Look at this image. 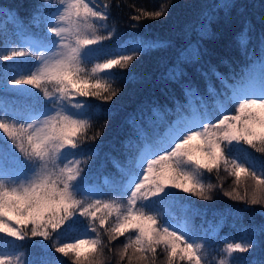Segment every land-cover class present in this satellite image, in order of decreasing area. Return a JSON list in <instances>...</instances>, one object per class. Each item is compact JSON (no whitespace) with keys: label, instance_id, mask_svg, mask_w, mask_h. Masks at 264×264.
I'll list each match as a JSON object with an SVG mask.
<instances>
[{"label":"snow or ice","instance_id":"1","mask_svg":"<svg viewBox=\"0 0 264 264\" xmlns=\"http://www.w3.org/2000/svg\"><path fill=\"white\" fill-rule=\"evenodd\" d=\"M167 15L163 6L142 12L131 17L137 21L132 27H140L142 18ZM15 18L21 31L31 33L30 51L12 49L0 60L27 56L34 64L21 75L0 76V245L32 242L39 254L29 264H103L106 252L114 254L115 264L133 259L155 264L158 250L166 253L167 264L177 259L211 264L207 255L215 240L200 235L194 221L216 211L223 226L240 220L244 233L242 242L225 244L216 264H264V211L260 222L241 216L252 206L264 208V160L246 151L264 155V27L257 43L239 53L247 70L228 75L199 39L185 45L177 38L174 45L138 37L130 52L113 56L104 41L112 40L116 29L107 31L110 13L92 0H59L58 5L37 0L27 23ZM156 50L167 59L164 71L147 81L150 86L121 123L119 143L112 145L126 165L114 163L117 174L98 184L89 165L101 159L97 142L104 131L88 135L98 105L87 98L112 102L120 89L104 78L115 81L114 68L129 67ZM177 89L198 99L197 106L182 102ZM6 103L19 110L9 113ZM105 116L103 128L115 118L112 110ZM221 168L234 177L230 191L202 179ZM242 177L255 181L251 195L247 187L240 191ZM173 190L208 202L222 192L244 208L214 210L188 200L190 216L178 225L165 215L178 197ZM258 252L262 255L250 259ZM0 264H20L19 256L0 251Z\"/></svg>","mask_w":264,"mask_h":264},{"label":"trees","instance_id":"2","mask_svg":"<svg viewBox=\"0 0 264 264\" xmlns=\"http://www.w3.org/2000/svg\"><path fill=\"white\" fill-rule=\"evenodd\" d=\"M58 2L59 0H49L52 5H58ZM36 3L37 0H0V54L7 53L12 49H23L28 52L26 41L30 38L31 33L27 30L21 31L20 19L15 17L23 18L24 22L27 23V17ZM225 3L234 4L235 7L225 9L223 7ZM115 4H119V7H115ZM92 5L99 10H107L110 13L107 31H111L115 27L116 34L112 40L104 41V46L111 50L113 56L130 52L138 37L156 38L163 41L171 40L174 45L177 38H180L181 43L185 45L189 40L195 44L199 39L204 49L217 54L212 57L213 62L218 65L219 69L225 70L228 75H232L233 70L235 73L243 75L247 70L246 62L239 53L244 45L252 47L257 43L261 29L264 27L262 25L264 0H92ZM106 5L108 6L107 9H105ZM162 6L168 13L165 18H142L140 27H132L133 24L137 23L131 19L132 16L157 10ZM97 27L101 34H106V31L100 29L99 25ZM201 34H203L202 37ZM165 63H167V59L164 53L156 50L134 61L129 67L114 68L113 71L117 74V79L113 81L104 78V80L110 84L111 88L120 89V95L110 103L93 97L87 98L90 103L98 105L88 135L94 134L98 129L104 131V135L97 142L102 143L101 159H95L89 165L96 183L103 184L105 175H108L109 181H111L112 177L117 174L116 168L113 167L114 163L122 167L126 165L122 151L114 150L112 145L119 143L117 137L127 111L135 107L139 99L142 98L143 89L150 86L147 81L154 80L164 71ZM32 64L34 61L27 56L9 61L0 60V76L5 73L8 76L21 75ZM18 65L20 66L19 70L16 67ZM130 76L135 77L134 82H128ZM220 87L221 85L217 82V88ZM30 91L38 92L39 90L30 88ZM176 91L182 102L190 107L195 108L199 103L198 99L185 98L178 89ZM201 91L203 92V89ZM40 95H43L42 92ZM5 110L11 113L13 110H19V106L6 103ZM109 110H112L115 118L109 120L107 128H103L106 119L105 113ZM119 139H123V137L120 136ZM246 151L251 153L250 158H255L257 161L264 160V155L252 149H246ZM105 153H110V155H104ZM102 162L105 165L103 169L100 168ZM202 179L205 183L223 185V191H230L236 187L234 177L225 172L223 168L219 174L214 171L210 176L205 174ZM242 181L240 191L243 192L244 187H247L249 195H251L255 181L250 177H242ZM173 191L178 193V197L170 202L165 213L166 218L171 221H184L190 216L188 200L198 205H208L214 210L227 209L229 205L235 208H244L243 204H234L233 201L224 197L222 192L213 202H208L196 196H189L181 190ZM217 191H220L219 187ZM261 211H264L261 206H252L242 212L241 216L245 221L251 217L256 222H260L262 219ZM194 223L200 235H205V233L213 235L215 243L208 250L207 255L211 264H216L220 250L226 243L243 241L244 233L241 221L237 220L235 225L229 221L226 226H223L219 212L209 211L203 220L197 217ZM123 239L121 237V240ZM116 247L119 248L120 245L117 244ZM0 251L19 256L20 264H29V261L35 259L39 254V249L34 247L30 241H16L8 247L0 245ZM261 255L262 253L258 252L250 259H255ZM101 259L103 264H115L113 253L106 252ZM132 264H138V262L133 259ZM155 264H167L166 253L158 250ZM177 264H187V261L177 259Z\"/></svg>","mask_w":264,"mask_h":264},{"label":"rangeland","instance_id":"3","mask_svg":"<svg viewBox=\"0 0 264 264\" xmlns=\"http://www.w3.org/2000/svg\"><path fill=\"white\" fill-rule=\"evenodd\" d=\"M22 88H25L26 90H30V86H21ZM182 224V223H181ZM223 240V239H222ZM219 247V246H218ZM215 258V257H214Z\"/></svg>","mask_w":264,"mask_h":264}]
</instances>
